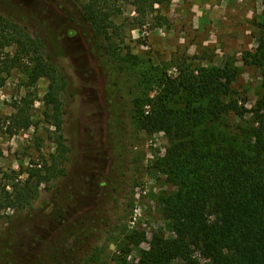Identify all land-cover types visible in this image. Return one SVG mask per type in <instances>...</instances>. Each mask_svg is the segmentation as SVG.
<instances>
[{"label": "rangeland", "instance_id": "obj_1", "mask_svg": "<svg viewBox=\"0 0 264 264\" xmlns=\"http://www.w3.org/2000/svg\"><path fill=\"white\" fill-rule=\"evenodd\" d=\"M87 2L0 0V13L42 37L46 55L68 79L59 131L44 101L48 79L29 86L24 65L0 73V202L14 193L13 184L24 186L30 177L33 186L37 174L45 175L51 166L63 168L28 202L0 205V264H141L154 237L178 236L164 214V199L180 190L164 171L174 142L166 132H150L138 123L140 114L152 111L146 101L155 99L168 76L228 64L236 78L224 101H239L247 112L239 117L228 111L216 123L210 115L204 127L211 143L228 145L220 138L241 140L244 127L257 126L264 68L254 56L264 0H164L144 15L135 0H119L121 11L111 30L119 58L108 53L122 67L113 96L89 40L92 28L80 14ZM133 55L138 58L126 60ZM168 100L184 108L183 92ZM22 104L30 124H14L9 131L10 117ZM60 134L69 148L62 166L53 163ZM136 232L145 235L140 244L129 237ZM192 254L201 264L209 262L198 247Z\"/></svg>", "mask_w": 264, "mask_h": 264}, {"label": "trees", "instance_id": "obj_2", "mask_svg": "<svg viewBox=\"0 0 264 264\" xmlns=\"http://www.w3.org/2000/svg\"><path fill=\"white\" fill-rule=\"evenodd\" d=\"M118 1L89 0L81 5L80 13L83 22L92 28L89 40L104 66L108 84L113 85L108 90L111 96L116 94L117 77L122 69L108 55L119 56L111 33L115 17L121 11ZM163 1L135 0V5L144 15ZM11 47L14 52L7 51ZM258 49L254 58L264 68V19ZM134 58L138 57L133 55L126 60ZM23 65L29 75V86L41 78L48 79L44 101L53 110L55 126L60 131L64 122L61 95L68 86L66 75L54 59L46 55L42 37L0 13V73H9L12 68ZM235 78L236 71L228 64L202 67L198 74L191 71L177 78L168 76L155 99L146 101L152 105V111L138 116L141 128L150 132L164 131L173 140L174 145L164 161V171L180 187L179 192L164 199V214L173 221L178 236L154 237L150 248L142 252L141 264H170L176 259L185 264H201L192 254L193 247L201 249L203 256L209 259L207 264H264V97L256 110L257 126L244 127L241 140L221 137L228 145L214 146L211 133L204 127L210 115L216 123L228 111H234L239 117L247 112L239 101H224V97L232 93ZM181 92L184 108L170 106V94ZM136 106L141 105L137 102ZM30 117L22 104L10 117L13 124L9 131H13L14 124L28 126ZM57 143L59 155L53 157V163L62 166L68 159L69 148L61 134ZM60 173L63 168L51 166L45 175L37 174L34 187L29 184L30 177L24 186L13 184L14 193L4 196L5 203L0 202V205L12 207L28 202L41 183ZM134 236L129 237L135 244L145 240L144 234L136 232Z\"/></svg>", "mask_w": 264, "mask_h": 264}]
</instances>
